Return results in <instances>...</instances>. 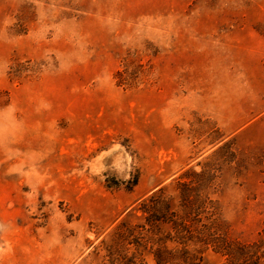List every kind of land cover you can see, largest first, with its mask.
<instances>
[{
    "label": "rangeland",
    "instance_id": "rangeland-1",
    "mask_svg": "<svg viewBox=\"0 0 264 264\" xmlns=\"http://www.w3.org/2000/svg\"><path fill=\"white\" fill-rule=\"evenodd\" d=\"M263 236L264 0H0V264Z\"/></svg>",
    "mask_w": 264,
    "mask_h": 264
},
{
    "label": "trees",
    "instance_id": "trees-1",
    "mask_svg": "<svg viewBox=\"0 0 264 264\" xmlns=\"http://www.w3.org/2000/svg\"><path fill=\"white\" fill-rule=\"evenodd\" d=\"M227 248L224 255L230 258L223 264H264V252H261V249L264 248V236L247 253H244V249L241 247L235 248V251H231L229 246Z\"/></svg>",
    "mask_w": 264,
    "mask_h": 264
}]
</instances>
